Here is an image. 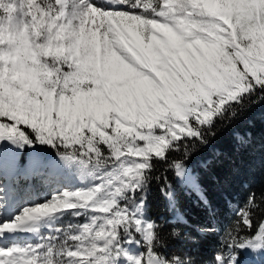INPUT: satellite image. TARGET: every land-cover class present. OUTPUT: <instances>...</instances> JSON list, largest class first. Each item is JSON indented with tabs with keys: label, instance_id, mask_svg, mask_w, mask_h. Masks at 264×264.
<instances>
[{
	"label": "rangeland",
	"instance_id": "1",
	"mask_svg": "<svg viewBox=\"0 0 264 264\" xmlns=\"http://www.w3.org/2000/svg\"><path fill=\"white\" fill-rule=\"evenodd\" d=\"M62 1L0 0V115L40 143L94 152L104 144L114 161L87 165L53 148L28 185L22 159L12 164L0 177V228L14 230L0 243V264H142L146 254L129 237L114 259L97 257L108 234L131 222L151 241L143 203L118 208L114 196L139 184L149 159L264 83V0ZM52 167L64 176L46 178ZM181 181L198 187L192 174ZM106 190L108 212L89 205ZM64 211L59 231L52 221ZM30 218L37 222L21 227ZM243 249L262 251V238ZM217 264L241 263L227 249Z\"/></svg>",
	"mask_w": 264,
	"mask_h": 264
},
{
	"label": "trees",
	"instance_id": "2",
	"mask_svg": "<svg viewBox=\"0 0 264 264\" xmlns=\"http://www.w3.org/2000/svg\"><path fill=\"white\" fill-rule=\"evenodd\" d=\"M196 129L195 136L175 141L163 157L149 159L139 184L127 185L114 196L118 208L133 209L139 201L143 203L144 218L152 224L150 243L140 239L131 222L108 234L113 241L110 246L104 244L97 257L114 259L129 237L146 254L142 264H151L152 260L158 264H217V258L223 257L227 249L235 252L241 264H264V83H254L238 101L224 106L210 124ZM53 148H62L59 154L73 155L87 165L95 162L109 166L114 161L106 156L110 149L104 144H99V151L94 152L84 146L40 143L33 130L0 115V156H5L0 177L6 181L5 171L21 158L24 164L19 178L28 185L30 176L32 183V174L46 168L43 157L58 154ZM34 151L40 153L38 159L33 158ZM45 174L46 178L64 176L59 167L49 168ZM183 174H192L198 187L182 183ZM106 194L107 190L87 201L89 205H104L106 212ZM67 212L52 221L59 231ZM258 237L262 238L263 250L247 254L243 249L245 242ZM57 241L59 238L55 237L53 245ZM52 249L55 256L58 248Z\"/></svg>",
	"mask_w": 264,
	"mask_h": 264
},
{
	"label": "bare ground",
	"instance_id": "3",
	"mask_svg": "<svg viewBox=\"0 0 264 264\" xmlns=\"http://www.w3.org/2000/svg\"><path fill=\"white\" fill-rule=\"evenodd\" d=\"M60 3H61V1L62 0H58ZM66 1V0H65ZM65 1H64V3H65ZM109 1V0H108ZM63 2V1H62ZM82 187V186H81ZM78 188H80V186H78L76 189H78ZM56 193V192H55ZM58 193H59V191H58ZM57 193V194H58ZM61 193V192H60ZM49 196H50V194H49ZM48 196V197H49ZM55 196H57V195H55ZM59 196V195H58ZM61 196V195H60ZM63 196V195H62ZM26 204V203H25ZM36 220V222H37V219H35ZM34 220H32L31 218H30V221L28 220V221H26L23 225H21V227L22 226H26V227H30L31 228V226L34 224V223H36ZM6 227V228H5ZM3 226L2 228H4V229H1L0 228V243L3 241L4 243L3 244H7L8 243V240L11 238L10 236L8 237V233H10L11 234V236L13 235L12 234V231H14L11 227H10V229L11 230H8V226ZM8 231V232H7ZM18 236H20V237H22V238H33V236H29V234L28 233H19V234H17ZM18 239V237H15V239Z\"/></svg>",
	"mask_w": 264,
	"mask_h": 264
},
{
	"label": "water",
	"instance_id": "4",
	"mask_svg": "<svg viewBox=\"0 0 264 264\" xmlns=\"http://www.w3.org/2000/svg\"><path fill=\"white\" fill-rule=\"evenodd\" d=\"M261 231L264 232V221H263V223L261 225Z\"/></svg>",
	"mask_w": 264,
	"mask_h": 264
}]
</instances>
